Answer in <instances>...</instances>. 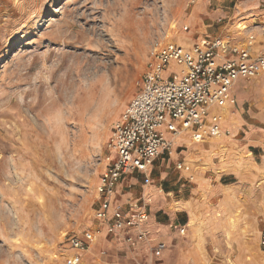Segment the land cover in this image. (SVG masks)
Returning a JSON list of instances; mask_svg holds the SVG:
<instances>
[{"label": "rangeland", "instance_id": "374dc122", "mask_svg": "<svg viewBox=\"0 0 264 264\" xmlns=\"http://www.w3.org/2000/svg\"><path fill=\"white\" fill-rule=\"evenodd\" d=\"M262 5L264 0H0V264H65L74 251L70 238L90 228L100 232L79 264H243L239 241H225L221 230L202 248L177 251L166 233L186 238L192 229L171 226L153 235L145 226L148 238L133 244L123 233H110L95 211L112 124L139 89L150 51L164 43L187 48L205 36L247 37ZM233 94V104L212 109L222 127L233 115L243 125L230 127L227 136L240 138L247 125L264 130V73L239 79ZM187 134L192 143L216 138L194 141L191 131L180 137ZM176 144L154 160L149 177L164 192L189 198L195 176L183 150L192 146L181 139ZM253 162L260 163V153ZM203 196L206 207L215 206L213 196ZM207 210L202 216L223 215ZM263 230L255 240L251 231L245 238L264 255ZM164 240V250L153 254Z\"/></svg>", "mask_w": 264, "mask_h": 264}, {"label": "built area", "instance_id": "2783aa9c", "mask_svg": "<svg viewBox=\"0 0 264 264\" xmlns=\"http://www.w3.org/2000/svg\"><path fill=\"white\" fill-rule=\"evenodd\" d=\"M253 39L252 33L240 42L226 35L205 36L187 48L164 43L150 51L149 67L139 81V89L112 124L107 141L111 155L97 184L95 216L106 221L110 233H123L133 244L148 238L143 226L148 217L147 202L141 199L134 210L112 196L124 175L134 171L146 175L159 155L170 154L173 138L183 131H191L194 141L229 132L223 130L220 116L212 109L235 102L233 87L239 79L264 73V55L255 56L250 48ZM172 64L178 68H167ZM179 229L183 232L184 226ZM97 233L99 229L90 228L83 237L72 236L74 251L65 264H79L82 252ZM259 245L264 246V230ZM164 248L165 243L159 241L152 252L159 255Z\"/></svg>", "mask_w": 264, "mask_h": 264}, {"label": "crops", "instance_id": "0c3cea01", "mask_svg": "<svg viewBox=\"0 0 264 264\" xmlns=\"http://www.w3.org/2000/svg\"><path fill=\"white\" fill-rule=\"evenodd\" d=\"M253 13L258 22L245 32H253L254 39L250 48L255 56H260L264 55V5ZM245 38L235 35L231 39L233 42H240L238 40ZM221 112L226 115L224 108ZM226 121L228 125H225ZM242 126L235 115L230 120L227 117L223 123L224 130L228 131L230 127L235 131ZM243 132L244 135L240 138H230L227 134H224L225 136L221 134L213 138L214 140L202 143H192L193 141L188 139V134L173 138L171 151L180 139L182 143L192 146L191 150H183L184 157L195 176V185L189 198L173 196L172 190L164 192L160 185L151 182L150 170L146 175L134 171L120 179L112 193L114 200L125 206L127 203L133 206L140 204L141 199H144L148 204V217L143 226L152 227L153 231L150 232L153 235L160 231L166 232L167 227L171 226L183 225L184 229L186 227L192 229L186 238L174 237L166 233L164 239H167L171 246L175 245L177 251L202 248L203 241L218 239L217 231L221 230L222 239L224 238L225 241H239L237 253L243 264H264V255L257 252L255 242L252 241L251 245L245 238L246 233L251 231L255 240L260 228L264 227V130L247 125ZM197 153H200L199 157H196ZM258 153H260L259 164L253 162ZM214 155L220 156L216 163L210 160ZM206 160L208 162H204ZM205 167L209 171L208 176L203 169ZM145 176L148 178L145 179ZM203 195L209 196L207 199L213 196L215 206L206 207ZM209 208H218L223 211V215L202 216L203 211ZM130 231L134 232V228ZM189 240L191 241L188 242ZM249 254L254 256L251 261Z\"/></svg>", "mask_w": 264, "mask_h": 264}, {"label": "bare ground", "instance_id": "6f19581e", "mask_svg": "<svg viewBox=\"0 0 264 264\" xmlns=\"http://www.w3.org/2000/svg\"><path fill=\"white\" fill-rule=\"evenodd\" d=\"M242 27H244V26H242ZM242 27H240V28H242ZM243 29H244V28H243ZM224 106H225V105H224ZM223 130H224V129H223ZM222 134H224V132H222ZM176 137H177V136H176ZM172 142H173V140H172ZM172 142H171V143H172ZM174 142H176V140H174Z\"/></svg>", "mask_w": 264, "mask_h": 264}]
</instances>
